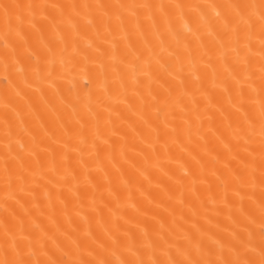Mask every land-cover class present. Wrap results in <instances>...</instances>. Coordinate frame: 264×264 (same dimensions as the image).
<instances>
[{"label": "bare ground", "instance_id": "1", "mask_svg": "<svg viewBox=\"0 0 264 264\" xmlns=\"http://www.w3.org/2000/svg\"><path fill=\"white\" fill-rule=\"evenodd\" d=\"M0 264H264V0H0Z\"/></svg>", "mask_w": 264, "mask_h": 264}]
</instances>
